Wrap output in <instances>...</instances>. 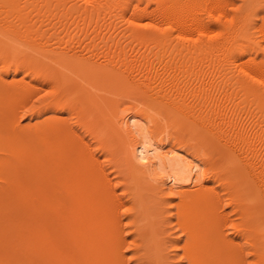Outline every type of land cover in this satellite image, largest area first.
I'll list each match as a JSON object with an SVG mask.
<instances>
[{"label":"bare ground","instance_id":"bare-ground-1","mask_svg":"<svg viewBox=\"0 0 264 264\" xmlns=\"http://www.w3.org/2000/svg\"><path fill=\"white\" fill-rule=\"evenodd\" d=\"M229 6L0 0V34L23 39L0 48V134L12 139L0 152L3 264H31L32 235L52 238L54 264H245L244 248L264 264V47ZM233 24L232 41L255 56L220 58L235 43L216 42L212 28ZM26 77L49 87L37 101L54 113L34 127L17 116L35 93ZM105 87L136 102L110 112ZM104 130L116 154L96 143Z\"/></svg>","mask_w":264,"mask_h":264},{"label":"rangeland","instance_id":"rangeland-1","mask_svg":"<svg viewBox=\"0 0 264 264\" xmlns=\"http://www.w3.org/2000/svg\"><path fill=\"white\" fill-rule=\"evenodd\" d=\"M243 1H245V0H224V2L225 3H227L228 4V6L229 7H227V9H225L224 11H225V15L228 17V18H230V17H234L235 15L237 16V15H239L240 14V12H241V14H242V16H244V15H249V17L251 18L250 19V21L252 22V24L254 25V28H251V30L252 31H255V36H256V40H258L260 43H261V45H262V47H264V41H263V39H262V36H261V32H260V30L261 29H263V26H264V0H248L247 2H248V4L246 3V4H244L243 3ZM237 25L236 24H233V25H231L230 26V29H229V32L228 31H226V32H224L222 29H220V28H217V27H215V28H212V35H214V40L216 39L217 41L216 42H219V43H225L226 41H232V40H234V35H235V33L237 32ZM7 35V34H6ZM6 35H1L0 34V40H1V42L2 43H0V48H2V44H6V45H9V44H11L12 43V45H14V47H20V45H21V41L23 40L20 36H17L16 35V37H8V36H6ZM4 37V38H3ZM6 37H8V38H10V39H6ZM3 38V39H2ZM21 38V39H20ZM7 41H6V40ZM20 42L19 44H18V41ZM12 41V42H11ZM236 41V40H235ZM235 41H232V43H235ZM3 45V46H4ZM16 45H18V46H16ZM249 47L250 46H248V45H246V44H244V45H240L239 43H235V45L233 46V51H228V50H226V48L224 49V50H222V51H219L220 53H221V56H220V58H222L223 59V57H225L227 54H231L234 58H235V60H236V62H239L240 60L242 61V60H245L246 58H249V57H253V56H255L256 55V53H255V51H250V52H246L245 53V51H247L248 49H249ZM243 52V53H242ZM43 53H38V55L37 54H35V55H32V62H36V61H40V59L42 60V59H45L44 57H45V54H43ZM263 53H260V54H258L259 56H258V60H262V58H264V56L262 55ZM44 56V57H43ZM43 57V58H42ZM240 61V62H241ZM73 77V76H72ZM6 79H8V80H10L11 79V77L10 76H8V77H6ZM25 80L27 81V83H28V85H30V86H32V89H33V91L35 92L34 94L32 93V97H29L28 98V100L26 99V106L25 107H23L22 108V106L21 107H18V110H17V116H18V118H19V122H20V124H21V126H32V127H34V125L36 126V125H38L39 123H41V122H43L46 118H49L50 116H53V114L54 113H52V112H47V111H45V110H41V107H42V104H39L38 103V101H37V99H39L42 95L43 96H45L46 94H48V89H49V87H44L43 88V90L42 89H40L38 86H39V84H37V83H35L33 80L31 81L28 77H26L25 78ZM81 81V80H80ZM82 82V81H81ZM46 88V89H45ZM109 88V89H108ZM39 89V90H38ZM107 90V91H106ZM111 90V88L110 87H105V88H103L102 90H100V92H99V94L101 95V102L102 103H110V105H111V111L110 112H113V111H116V110H118L117 108H119V110H120V108H125L124 106H130V103L132 102V101H134V102H136L135 100H132V98L130 99V97H126V96H119V95H113L112 93H110L109 91ZM92 91V90H91ZM102 92V93H101ZM110 93V95H109V93ZM118 92V91H117ZM105 93V94H104ZM113 96H112V95ZM108 97H107V96ZM119 96V97H118ZM106 97H107V99H106ZM115 97V98H114ZM125 97V98H124ZM111 98H113V100L111 99ZM129 98V99H128ZM104 99H105V101H104ZM109 99H110V101H109ZM117 99H119V101L117 100ZM129 101V103H128V101ZM113 101V102H112ZM124 101V102H123ZM131 101V102H130ZM34 105V106H33ZM41 105V106H40ZM35 106H37V107H35ZM39 108V109H34V108ZM28 108H31V109H28ZM113 108V109H112ZM15 109V108H14ZM27 109V110H26ZM43 109V108H42ZM30 110V111H29ZM43 111V112H42ZM31 113V114H30ZM55 114H59L60 116H65V114H60V113H55ZM58 115V116H59ZM181 127V126H180ZM176 128V127H175ZM178 126H177V130H174V128H172V130L174 131V132H179V133H181V129H182V127H181V129L178 131ZM183 133L181 134V135H185V137L186 138H191V137H193V135L192 134H190L188 131H186V130H183L182 131ZM188 132V133H187ZM107 135H106V134ZM187 133V134H186ZM3 134V136L0 134V147H2V148H0L1 150H0V152L1 153H4L5 152V150L7 151L8 149H7V147H10V145L8 144V146H7V144H5V143H8V142H6L5 141V138L6 137H4V134H5V132L4 133H2ZM8 138H10L9 140H7V141H11L12 139H11V137H9L8 136V134H5ZM103 135H104V139H106L105 141H106V143L104 142V139H103ZM4 137V138H3ZM3 138V139H2ZM100 138V139H99ZM98 139H96L95 141H96V143L98 142V144L99 145H101V146H104V147H106L107 149H112V150H110V151H112L113 153H117V148L119 147V142L116 140V138L115 137H113L112 135H110V133L107 131V130H104V132H102V134L100 135V137H99ZM102 139H103V141H102ZM87 140V139H86ZM91 141H93L94 142V140H92L91 139ZM91 141H89L88 140V142L89 143H91ZM103 142L106 144V146H105V144H103ZM107 142H108V146H107ZM11 143V142H10ZM95 143V142H94ZM3 144H5L4 146H3ZM103 144V145H102ZM110 144V145H109ZM117 144V145H116ZM6 146V148H3V147H5ZM119 149H120V147H119ZM115 150V151H114ZM2 151H4V152H2ZM1 156H3L4 154H0ZM119 155V154H118ZM118 155H116V158H118ZM120 156V155H119ZM98 157H100V159L102 158V156L101 155H99ZM106 171V173L113 179L114 178V175L110 172V169H106L105 170ZM33 188H32V217H33V211H34V209H37V205H38V209L39 208H41V207H39V203H38V199L39 198H36L34 195H33ZM176 201V200H175ZM175 201H173V202H175ZM173 204V203H172ZM226 210H229L228 208H226ZM229 219H230V221L232 222V221H238L237 220V218H236V216L235 215H233V214H231L230 213V215H229ZM126 220L124 219V222H125ZM176 222V220L175 219H173V221H172V224L171 225H174V223ZM32 223H33V219H32ZM33 225V224H32ZM177 229V227H175L174 228V230L173 231H175ZM177 231H175V233H174V235L176 236H179L180 235V232H178V233H176ZM226 232H227V234H231L232 233V230L230 229V227L228 226L227 228H226ZM123 235L124 236H126V238H127V244L125 245V247H124V249H123V251H124V253H125V255H126V257H127V259L128 258H130V256H131V249H130V229L126 226V224L124 225V229H123ZM34 238H32V240L34 239L35 240V236L34 235H32ZM180 236H183L182 234L180 235ZM46 237V236H45ZM45 237H43L41 240L39 239V241H37V243H35L36 242V240H35V242H34V240H33V242H32V253L34 252V254H31V256H33V257H31V259H29L30 261H31V264H47V263H45V262H48V264H52L53 263V261H52V259L50 258V255H49V249H47V247L49 246V244H50V240H52V238L50 237L48 240H46V238ZM41 238V237H40ZM37 239V238H36ZM38 240V239H37ZM44 241V242H43ZM39 242V243H38ZM40 242H42V243H40ZM44 243V244H43ZM38 244H42L43 245V247L41 246V247H38V250L35 248L36 246H38ZM45 246V247H44ZM41 248V249H40ZM43 248H45L46 249V251L43 249ZM248 248V247H247ZM249 249V248H248ZM36 250V251H35ZM43 251V253H39V251ZM3 251V250H2ZM1 251V252H2ZM37 251H38V253L40 254V256H39V254L37 253ZM250 251L251 250H247L246 248H244L243 249V257H244V260H245V264H250L251 263V260H252V256L253 255H251L250 254ZM0 252V253H1ZM47 252V253H46ZM181 251H179L178 250V253H180ZM37 255V256H36ZM2 256V253H1V255H0V261H1V263L0 264H3L2 262L4 261V263H5V261H6V259L8 258H6L5 259V256H4V258H3V256ZM38 256H39V258H38ZM42 257V258H41ZM180 257V256H179ZM179 257L177 258V257H175V259L174 260H179ZM34 258V259H33ZM45 258H48V259H45ZM9 260H10V258H9ZM34 260V261H33ZM46 260V261H45ZM49 261H50V263H49ZM52 262V263H51ZM12 263V262H11ZM11 263H9V264H11ZM25 264H28L27 262L25 263ZM30 264V263H29ZM54 264V263H53ZM56 264V263H55ZM183 264H185V262L183 263Z\"/></svg>","mask_w":264,"mask_h":264}]
</instances>
